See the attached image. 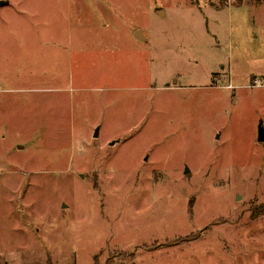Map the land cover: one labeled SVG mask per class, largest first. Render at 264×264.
<instances>
[{
    "label": "rangeland",
    "instance_id": "374dc122",
    "mask_svg": "<svg viewBox=\"0 0 264 264\" xmlns=\"http://www.w3.org/2000/svg\"><path fill=\"white\" fill-rule=\"evenodd\" d=\"M0 2V264H264V0Z\"/></svg>",
    "mask_w": 264,
    "mask_h": 264
},
{
    "label": "water",
    "instance_id": "95a60500",
    "mask_svg": "<svg viewBox=\"0 0 264 264\" xmlns=\"http://www.w3.org/2000/svg\"><path fill=\"white\" fill-rule=\"evenodd\" d=\"M0 4H4V3L0 2ZM139 33H137L138 36H139ZM259 140L264 142V128L262 126H260L259 128Z\"/></svg>",
    "mask_w": 264,
    "mask_h": 264
},
{
    "label": "crops",
    "instance_id": "0c3cea01",
    "mask_svg": "<svg viewBox=\"0 0 264 264\" xmlns=\"http://www.w3.org/2000/svg\"><path fill=\"white\" fill-rule=\"evenodd\" d=\"M140 32V33H139ZM137 33H139V36L141 37V38H146V36H145V34H144V31L142 30V29H137Z\"/></svg>",
    "mask_w": 264,
    "mask_h": 264
},
{
    "label": "trees",
    "instance_id": "16d2710c",
    "mask_svg": "<svg viewBox=\"0 0 264 264\" xmlns=\"http://www.w3.org/2000/svg\"><path fill=\"white\" fill-rule=\"evenodd\" d=\"M262 209L264 210V203L262 204Z\"/></svg>",
    "mask_w": 264,
    "mask_h": 264
}]
</instances>
